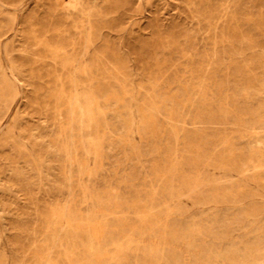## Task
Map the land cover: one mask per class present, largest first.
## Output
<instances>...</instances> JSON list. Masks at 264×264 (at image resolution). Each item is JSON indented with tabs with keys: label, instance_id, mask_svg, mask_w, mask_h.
Segmentation results:
<instances>
[{
	"label": "rangeland",
	"instance_id": "obj_1",
	"mask_svg": "<svg viewBox=\"0 0 264 264\" xmlns=\"http://www.w3.org/2000/svg\"><path fill=\"white\" fill-rule=\"evenodd\" d=\"M0 264H264V0H0Z\"/></svg>",
	"mask_w": 264,
	"mask_h": 264
},
{
	"label": "bare ground",
	"instance_id": "obj_2",
	"mask_svg": "<svg viewBox=\"0 0 264 264\" xmlns=\"http://www.w3.org/2000/svg\"><path fill=\"white\" fill-rule=\"evenodd\" d=\"M204 111V110H203ZM199 131H200V129H199ZM194 141H196V140H194ZM193 142V141H192ZM204 151H205V149H204ZM175 153V152H174ZM200 153H202V152H200ZM175 155V154H174ZM196 157V156H195ZM97 158V157H96ZM177 158V157H176ZM204 160V159H203ZM175 161H176V159H175ZM213 161V160H212ZM217 162V161H216ZM215 162V163H216ZM172 163H173V161H172ZM222 165V164H221ZM232 166V165H231ZM257 170V169H256ZM256 173V172H255ZM263 173V172H262ZM256 175H258V173L256 174ZM255 175V176H256ZM260 176H261V174H260ZM200 191V190H199ZM67 235V234H66ZM67 238H68V236H67ZM69 239V238H68ZM92 239V238H91ZM92 241V240H91ZM73 250V249H72ZM85 259H87V258H85ZM90 263V262H89Z\"/></svg>",
	"mask_w": 264,
	"mask_h": 264
}]
</instances>
